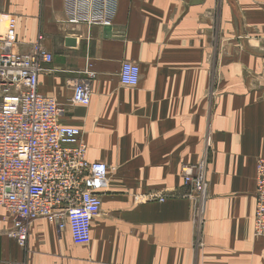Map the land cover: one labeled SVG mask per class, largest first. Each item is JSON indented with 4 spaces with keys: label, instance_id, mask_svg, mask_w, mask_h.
<instances>
[{
    "label": "crops",
    "instance_id": "obj_1",
    "mask_svg": "<svg viewBox=\"0 0 264 264\" xmlns=\"http://www.w3.org/2000/svg\"><path fill=\"white\" fill-rule=\"evenodd\" d=\"M11 16L20 53L43 37L54 60L39 92L65 107L63 124L82 131L109 184L88 243L40 219L22 247L0 205V264H264L254 236L264 0H118L110 27L70 25L66 0H0V32ZM125 61L141 69L135 88L120 83ZM86 72L91 103L75 106ZM205 155L210 198L199 215L182 169Z\"/></svg>",
    "mask_w": 264,
    "mask_h": 264
},
{
    "label": "built area",
    "instance_id": "obj_2",
    "mask_svg": "<svg viewBox=\"0 0 264 264\" xmlns=\"http://www.w3.org/2000/svg\"><path fill=\"white\" fill-rule=\"evenodd\" d=\"M71 5L70 25L110 27L118 0H66ZM43 37L28 53L17 50V20L8 17L0 32V205L14 227L8 237L24 247L29 224L47 220L59 230L69 228L77 243H88L91 225L100 215L101 195L108 189L109 169L88 160V147L82 131L63 124L65 107L39 92V77L53 55L43 46ZM81 80L74 88L72 104L88 107L91 79ZM140 67L125 61L119 73L121 85L135 88ZM207 155L196 165L182 169L189 198L202 215L210 198ZM164 202L158 195L151 196ZM254 236L264 238V159L257 163Z\"/></svg>",
    "mask_w": 264,
    "mask_h": 264
},
{
    "label": "water",
    "instance_id": "obj_3",
    "mask_svg": "<svg viewBox=\"0 0 264 264\" xmlns=\"http://www.w3.org/2000/svg\"><path fill=\"white\" fill-rule=\"evenodd\" d=\"M71 43H72V42H71ZM72 44H74V42H73Z\"/></svg>",
    "mask_w": 264,
    "mask_h": 264
},
{
    "label": "rangeland",
    "instance_id": "obj_4",
    "mask_svg": "<svg viewBox=\"0 0 264 264\" xmlns=\"http://www.w3.org/2000/svg\"><path fill=\"white\" fill-rule=\"evenodd\" d=\"M199 163V162H198ZM196 165V164H195Z\"/></svg>",
    "mask_w": 264,
    "mask_h": 264
}]
</instances>
